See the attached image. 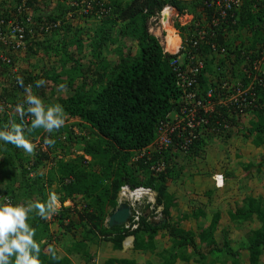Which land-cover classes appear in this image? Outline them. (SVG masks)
Here are the masks:
<instances>
[{
	"label": "trees",
	"instance_id": "trees-1",
	"mask_svg": "<svg viewBox=\"0 0 264 264\" xmlns=\"http://www.w3.org/2000/svg\"><path fill=\"white\" fill-rule=\"evenodd\" d=\"M9 1L12 5L21 3V0H4L0 10L3 8L4 12V4L8 5ZM71 1L82 0H57L51 8V0H42L47 7L45 10L36 6L38 0L34 4L30 1L29 6L35 9V19L56 21L66 18L72 10ZM188 1L97 0L93 4V11L84 13L77 10L71 19L63 20L62 26L43 40L30 39L27 50L8 52L7 55L13 57L14 62L20 59L23 63L18 66V73L0 62V80H7L4 88L0 86V100L5 98L0 103V127L12 121L20 122L15 109L29 93L17 83V77L23 78L24 85L31 86V94L41 99L47 91L55 93L60 85H64L61 90L71 93L55 102L42 99L46 105L61 104L65 111L64 126L51 134L55 139L54 145L44 143L45 137L50 134L43 129L29 133L32 142L39 140L41 143L40 148L29 157L25 151H20L21 148L0 141V201L43 202L52 184L56 183L58 187L56 192L60 193L61 207L57 208L56 213L44 219L33 212L28 221L35 228V239L40 243L41 264H72L68 255L73 250L84 248L88 249L85 254L89 262L92 260L90 246H97L101 238L112 242L114 250H121L125 239L133 236L134 250L151 251L155 247L154 238L160 231L167 232L172 245L170 250L163 251L164 263L161 264H176L177 260L189 262L193 255L198 256L199 264L226 261L230 264H264V200L251 197L242 207L228 211L233 223L231 226H242L246 222L254 226L244 232V239L235 248L231 238L225 236L224 242H218L215 236L223 214L219 210L214 212L207 227L197 230H186L181 226L182 221L192 218L198 222L206 216L205 210H198L191 216L185 214L178 222L173 221L171 210L176 200L169 192V181L175 180L183 172L184 164L176 162L180 154L175 152L174 159L169 153L165 154L168 170L160 175L149 170L147 158L132 162L136 150L146 148L155 141L159 123L175 108L174 101L183 94L176 85L175 72L170 66L174 56L165 53L160 39L150 32V19L156 17L165 6L176 8L180 15L194 16L188 26L175 23L178 30L184 32L205 28L211 35L214 34L212 39L227 49L228 58H221L216 64L218 59L212 56L210 49L205 45L200 46L199 53L211 56V59L207 58V67L199 76L202 95L210 87L216 89L220 80L247 85L257 77L259 82L264 83V75L255 76L256 70L253 68L258 62L259 71L264 72V10L258 14L254 12L253 5L257 0H247L243 8L234 7L225 16L214 3L216 0ZM259 5L264 7V1ZM202 18L204 22H201ZM90 21L96 22L91 27L88 24L81 26L82 22ZM185 37L182 35L184 41ZM133 42L134 47L130 46ZM72 48L75 53L70 51ZM110 50L116 53V59L107 58L106 53H110ZM44 58L50 63L55 58L57 62L49 70L39 69L38 62ZM249 72L252 75H248ZM63 76L67 80H63ZM40 79L50 80V88L45 84L37 88L34 82ZM257 91L256 107L243 112L237 110L238 113H234L232 118L226 109L220 108L222 117L213 120L208 127L211 129L215 126L222 130V120H228L231 134L223 136L215 130L208 131L184 157L181 156L182 160L195 159L205 151L209 140L221 137L228 140L233 136L255 141L262 138L264 87L257 86ZM9 105L11 107H5ZM231 109L237 108L231 106ZM31 119L30 115H25L26 132ZM76 127H85L86 135L77 134ZM255 144L260 145L259 142ZM75 149L82 151L83 155L69 158ZM85 156H88V161ZM49 162L53 166L45 175ZM14 167L18 172L13 170ZM45 179H48V187ZM125 185L152 189L156 193V205L163 207L161 220H148L145 211L136 230L130 231L124 225L110 227L106 221L118 208L119 193ZM216 190L213 188L208 195ZM76 196L85 202L81 211L77 210L76 203L73 206L64 205ZM76 214L77 220L74 219ZM51 218L63 232L81 231V241L73 242L66 256L59 255L48 245ZM189 250L192 253H188ZM104 264L135 262L109 258Z\"/></svg>",
	"mask_w": 264,
	"mask_h": 264
},
{
	"label": "built area",
	"instance_id": "built-area-1",
	"mask_svg": "<svg viewBox=\"0 0 264 264\" xmlns=\"http://www.w3.org/2000/svg\"><path fill=\"white\" fill-rule=\"evenodd\" d=\"M30 1L33 4L35 2V0H21L18 5H12V2L9 1L8 5L4 4V12L3 8L0 10V62L17 73L18 70L13 57H9L8 52L17 53L25 50L30 39L41 40L61 26V21H50L47 18L41 21L35 19L33 9L29 6ZM96 1H73L70 4L72 10L67 14V18L71 19L77 10H83L84 13L93 11V4ZM2 2L4 0H0V4ZM239 3L240 0L220 1L218 6L221 8L222 16L226 15L227 10L231 9L232 5ZM95 14L99 15L97 12ZM213 37L214 34L211 35L208 30L201 29L197 30L189 40L187 39L186 45L189 48L186 49L180 59H176L172 63L176 85L183 91V94L174 101L175 108L159 123L155 141L134 153L132 162L147 158L150 162L149 170L156 175L167 173L166 153H169L173 159L175 152L180 154L179 158L176 157V162L180 164L183 161L181 156L184 157L196 141L209 133L208 131L215 130L223 136L229 133L232 128L228 120L224 119L221 124L219 123L223 128L222 130L215 126L211 129L208 128L213 120L222 117L220 108L226 109L229 117L232 118L234 113H238L237 110L243 112L247 108L251 109L257 106V86L264 87V83L259 82L257 77L252 79L248 85L241 82L220 80L216 89L210 87L203 95L201 94L199 76L202 70L207 67V58L211 59V56L199 53L200 49L198 48L202 45L207 46L213 53H211L212 56L218 59L216 64H218L219 59L228 58L226 47L217 43L212 39ZM253 68L256 70L255 76L264 75V72L259 71L258 62ZM0 71H2V67H0ZM9 75L10 73L8 77ZM248 75L252 74L249 72ZM4 99V97L1 98L0 103H3ZM231 106L237 109L232 110ZM5 107H11V105ZM217 121L220 122V120ZM219 176L223 181L222 175H216L217 186H219L217 178ZM137 192L138 194H136ZM118 202L119 204L126 202L130 207L131 215L124 224L125 228L130 231L136 230L140 226V220L145 211L148 220L160 221L163 216V207L156 205V193L149 188L132 189L129 185H125L121 188ZM128 239L126 238L123 242L125 248ZM132 245L133 243H130L128 248Z\"/></svg>",
	"mask_w": 264,
	"mask_h": 264
},
{
	"label": "rangeland",
	"instance_id": "rangeland-1",
	"mask_svg": "<svg viewBox=\"0 0 264 264\" xmlns=\"http://www.w3.org/2000/svg\"><path fill=\"white\" fill-rule=\"evenodd\" d=\"M186 1L189 2L188 0ZM175 13L176 12L174 11L173 14ZM179 18L180 22L183 24L188 23L191 20V16H181ZM175 20L176 19H174V21ZM95 22L96 21L82 22L81 26L85 27L88 24V27H91V25ZM149 26L150 32L157 36L163 43L164 40H166V30L160 19H152ZM130 44V46H135L134 42ZM70 51L75 53L74 48H72ZM110 51V53H106L107 58L110 60L116 59V53H113L112 50ZM53 61L57 62L55 58ZM50 62L47 61L46 58L42 59L38 62L39 69L49 70L51 65L53 66L54 63ZM22 64L23 63H21V60L19 59L17 61V66ZM69 67L70 66H68V68ZM62 79L67 80V77L65 78L63 76ZM6 83L7 80L5 82L0 80L1 87H3V85ZM55 87L57 86L55 85ZM54 92L55 93L51 94L52 92L47 91L46 94L42 96V99L48 102H55L59 100L60 97L66 98L71 94L68 90H61L60 88H56ZM75 131L77 134L83 136H85L87 132L85 127H76ZM217 139L218 140H209L205 151L196 156L195 159H190V157L186 158L188 161H182L181 165L184 164L183 172L180 173L178 178L175 180L169 181L170 189L176 190L174 193V199L178 201V209L176 208L177 210H175V213H173V221L178 222L185 214H190L191 216L192 213H196L198 210H205L206 216L199 219L198 222L194 221L192 218H190V220L186 219L182 221L181 226L186 230H197L199 227H207L210 224L214 212L219 210L223 214L215 236L218 242H224L225 236L229 239L231 238L234 242L232 246L236 248L239 245V242L244 239V232H248V230L253 229L254 226H249L251 222H246L244 225H239L238 227L231 226L233 223L229 219L228 211L242 207L244 202L251 197L264 200V133L263 137L258 138L256 141L254 139H245L241 136H233L228 140L223 137ZM255 142H259L260 145H256ZM34 145V151L31 154L25 152L28 157L32 156L33 153L38 148H40L41 143L39 140H37ZM43 149L45 150V148ZM20 151L24 152L22 148ZM78 152L80 151L77 149L73 150L69 158L76 157L79 155ZM52 166L53 164L49 162L44 171L46 173L45 175H47V171ZM14 168L15 169L13 170H16V167ZM16 172H18V169ZM215 174L224 175V189L220 191L217 190L218 192H216V194L212 192L211 195H208V192L213 190L215 186L213 181V176ZM33 176L35 175L33 174ZM0 178H2L1 174ZM48 179H45L47 187L49 186ZM57 188V184L53 183L51 190H48V192H56ZM56 193L60 198V193ZM73 203H76L78 207L77 210L79 211L83 210V207L85 206V202L80 196H76L74 200H67L65 206H73ZM185 209L187 210L184 211ZM110 210L111 209H109L108 212H110ZM77 215L78 214L74 216V219L76 220L78 217ZM48 235L49 237L47 238V242L49 247L57 251L61 256H66L67 249L73 246L72 243L81 241L82 238L80 230H77L75 233H68L67 231L63 232L59 225L54 222L53 218L49 219ZM158 241L159 248H164L167 241H163L162 238L158 239ZM123 248L126 250H133L131 247L125 248L123 246ZM87 250L88 249L85 248L80 251L73 250L74 252L68 255L72 261V264H104L109 258L117 259V257H121V252H114L113 243L102 238L97 246H90L89 250L91 251L92 260L89 262L87 261L88 255L85 254ZM161 255L163 256L164 254L162 253ZM197 259L198 256L193 255L192 259L190 260V264H197ZM262 261L264 263V257L262 258ZM216 264L230 263L226 261L225 263Z\"/></svg>",
	"mask_w": 264,
	"mask_h": 264
},
{
	"label": "clouds",
	"instance_id": "clouds-1",
	"mask_svg": "<svg viewBox=\"0 0 264 264\" xmlns=\"http://www.w3.org/2000/svg\"><path fill=\"white\" fill-rule=\"evenodd\" d=\"M38 1L39 3H36L37 6H39L41 10H45L47 8L46 4L44 5L42 0H38ZM220 1L222 0L214 1L216 6H218V3ZM245 1L247 0H240V3L238 5H232L231 9L234 7L243 8ZM263 1L264 0H257L256 3L253 5V9L256 14L264 10V7H261L259 5V3H262ZM72 2L73 1H71L70 4ZM56 3H57V0H51L50 8L55 6ZM169 7L173 10V12L174 11L176 12L175 14H173L172 12L168 20L170 24H172L171 26L175 29L180 39V45H179L178 50L172 53L166 50L165 40L163 43L162 42L161 43L163 45L164 52L174 56V58H172L170 61V66L173 69L172 63L174 62V60L180 59L182 55L184 54V52H186V49L189 48L186 45L187 39L189 40L197 30H201V29H196V30L189 29L184 32H181L180 30H178L175 27V23H180L181 26H188L193 22L194 16L190 14L180 15L176 8L172 6H169ZM164 8L161 10V12L156 17H152L150 19V22L152 21V19H157V20L160 19L161 23H163ZM33 12H35V9L33 10ZM181 16H191V20L188 23L183 24L179 20L180 19L179 17ZM65 19L68 20L67 15H66V18L58 19L56 21H61V26H62L63 20ZM174 19L176 20L174 21ZM204 20L205 19L202 18L201 22H204ZM196 25L198 26L199 24H196ZM262 26H264V24H262ZM203 30H207V29L204 28ZM166 35H167V32H166ZM182 35H186L185 41L183 40ZM44 38H42L41 40H43ZM165 39H166V36H165ZM17 61L15 62V66L17 67V70H18ZM17 83L21 87H24L25 92L29 94L26 95L22 103L17 104L16 109H15V111L20 116V122L17 123L15 121H12L10 122V124H5L3 125V127H0V141L7 143V144L15 145L17 148H22L25 152L31 154L34 151L35 145L32 142L29 136V133H31L33 130H36V129H43L45 133L50 134L45 137L44 143L49 146L54 145L55 139L53 138L51 134H54L56 131H58L60 128L64 126L66 116H65L64 108L61 104L56 103V104L46 105L39 96L31 94V86L30 85L25 86L23 78L17 77ZM34 83H35V86L39 88V87H42L44 84H45L44 86L47 87L52 82L50 80L40 79V80L35 81ZM63 87L64 85H60L61 89H63ZM2 88H4V86ZM40 91H42V89ZM26 114L32 117L31 124L30 126H28L27 132L25 131L26 125L24 121ZM231 130L229 131L228 134H231L230 133ZM78 154L83 155V152L80 151L78 152ZM85 158L87 161L89 160L88 156H85ZM216 175L223 176V181H222L221 186L216 185V180H215ZM213 181H214V185L216 189L224 188L225 177L223 174H215L213 176ZM58 205H60L59 197L55 191L50 192L47 199L43 202L41 201H28L26 203L25 202H13L11 199L0 201V264H41L40 243L35 239V236H36L35 228L32 227L28 221L30 220L31 214L33 212H35V214L40 216L41 218H44V219L49 218L51 215L56 213L57 208L61 207V205L60 207H58ZM108 220L109 218L107 219L106 222H108ZM127 238L132 239L133 245L131 246V248H133L134 247V237L129 236Z\"/></svg>",
	"mask_w": 264,
	"mask_h": 264
},
{
	"label": "crops",
	"instance_id": "crops-1",
	"mask_svg": "<svg viewBox=\"0 0 264 264\" xmlns=\"http://www.w3.org/2000/svg\"><path fill=\"white\" fill-rule=\"evenodd\" d=\"M214 189H215V186H214ZM224 189V188H223ZM218 191L222 190V189H217ZM214 191V194H216V192L218 191ZM169 192L172 194L173 197H175V192L176 190L175 189H170L169 187ZM178 201H176V204L175 206L173 207V209L171 210V216H172V219L174 218V215L173 213H175V210H177L178 208V205H177ZM177 208V209H176ZM187 209H185L184 211H186ZM190 220V219H188ZM187 220V221H188ZM185 221V222H187ZM167 232L166 231H160L157 236H155L154 238V241H155V247L153 250L151 251H137V250H126L122 247L121 250H114V252L116 251H119L121 252V257H117V259H127V260H131L133 262H135V264H161V263H164V260L162 257V253L164 254L163 251L165 250H170V248L172 247L171 245V241H170V238H169V235L166 234ZM162 238L163 241H167V243L165 244V247L160 249L159 248V241L158 239ZM132 239L129 238L126 242L127 244V247L129 246L130 243H133L131 242ZM126 247V248H127ZM188 253H191V251L189 250ZM165 255V254H164ZM160 258V260H159ZM191 261L187 262V261H182V260H177L176 264H190ZM198 264V263H197Z\"/></svg>",
	"mask_w": 264,
	"mask_h": 264
},
{
	"label": "bare ground",
	"instance_id": "bare-ground-1",
	"mask_svg": "<svg viewBox=\"0 0 264 264\" xmlns=\"http://www.w3.org/2000/svg\"><path fill=\"white\" fill-rule=\"evenodd\" d=\"M172 11L173 10L169 6L164 8V10H163V17H164L163 24H164L165 30L167 32L166 40H165L166 41V43H165L166 44V50L174 53L179 48L180 39H179L176 31H174L175 29L172 28V26L168 20L171 16ZM217 178L219 181V186H221L222 185L221 177L219 176ZM139 192H142V191H139ZM136 194H138V192Z\"/></svg>",
	"mask_w": 264,
	"mask_h": 264
},
{
	"label": "water",
	"instance_id": "water-1",
	"mask_svg": "<svg viewBox=\"0 0 264 264\" xmlns=\"http://www.w3.org/2000/svg\"><path fill=\"white\" fill-rule=\"evenodd\" d=\"M131 215L130 207L126 203H121L116 211L109 217L110 227L124 225Z\"/></svg>",
	"mask_w": 264,
	"mask_h": 264
}]
</instances>
